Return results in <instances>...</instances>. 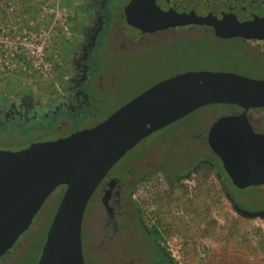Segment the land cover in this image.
<instances>
[{
  "label": "rangeland",
  "instance_id": "obj_1",
  "mask_svg": "<svg viewBox=\"0 0 264 264\" xmlns=\"http://www.w3.org/2000/svg\"><path fill=\"white\" fill-rule=\"evenodd\" d=\"M81 1L0 0V27H4L9 38L38 39L40 35L49 41V44L46 43V60L40 63L35 59L39 62L37 68L30 69L24 64L12 73H0V117L11 102L29 100L32 104L43 106L47 94L60 89L62 80L69 78L72 69L65 66L69 62L67 54L70 49H79L95 19L81 12ZM210 1L141 0L137 9L140 8L141 18L158 20L169 7L175 9L183 3L189 8L187 13L197 14L193 7L203 8ZM259 2L264 3V0ZM218 3L220 1L209 6L220 8ZM115 23L120 30L121 26H125L121 19ZM159 41L162 39L152 34L135 43L123 41L117 36L106 38L97 57L104 69L103 82L110 91L104 96L103 111L99 110L98 115L85 119L79 131L100 123L156 81L162 74L159 72H163L157 70L161 62L160 53H156ZM45 64L49 67H44ZM98 79L99 76L94 82ZM221 113V109L211 106L192 111L137 142L113 168L127 165L137 173H142L153 167L155 153L166 154L175 147L182 149L185 143L199 138L194 136L197 132H205L209 146L225 154V168L239 187L243 185L241 194L247 196L261 192L262 187L248 186L247 182L264 178L261 172L264 167V153H261L264 150V119L246 121L238 126L230 122L212 126L211 122L220 118ZM72 130L70 127H58L48 134L24 137L3 133L0 135V150L17 151L34 140H58ZM243 143L255 148L249 150L248 147H240ZM128 177L129 174L122 176L124 179ZM168 191L167 181L165 183L159 175H154L146 186L137 189L135 199L140 223L158 228L164 239L161 245L176 264H264V211L249 213L238 209L216 181L208 179V173L195 184L190 180L176 182L173 195L157 199L159 194ZM61 192V187H58L51 193L13 247L23 245L28 239L36 240L39 247ZM121 192L120 188L111 189L107 205L95 196L87 203L80 232L84 264H156L153 245L119 201ZM258 195L256 201L261 199V194ZM12 248L0 257V264L10 261L9 256L15 250Z\"/></svg>",
  "mask_w": 264,
  "mask_h": 264
},
{
  "label": "flooded vegetation",
  "instance_id": "obj_2",
  "mask_svg": "<svg viewBox=\"0 0 264 264\" xmlns=\"http://www.w3.org/2000/svg\"><path fill=\"white\" fill-rule=\"evenodd\" d=\"M92 1L97 6L96 10L92 12H85L80 8L82 2H84L83 0L79 4L82 13L87 16H94L95 19L90 31L85 33L79 49L76 51L70 49L67 54L69 62L68 64L65 63V66L68 65L72 69L69 78L64 79V81L62 80L63 84H61L60 89L51 90L49 95L47 94V100L43 106H39L38 103L32 104V101L29 100L21 103H9L6 111L0 117V135L4 133L24 137L40 133L48 134L58 127L73 128L71 133L66 135L67 137L76 132H84L103 122L108 116L100 123L93 124L83 129V131H79V126L84 123L85 119L96 116L100 112L95 107V102L91 96L104 98L106 92L110 91L108 90L109 86L103 82L102 71L104 69L101 67L97 57L107 37L113 38L117 36L123 41L130 43L145 40V36L151 34L154 37L162 39V41H159L156 53H160L161 57V62L157 66L159 69L157 70H163V72H159L162 74L157 77L156 81L151 82L143 90H148L154 85L172 77L199 72L227 75L264 83V36L255 35L252 26L253 22L245 20L249 11L253 15L254 11H257L253 10L254 5H264L259 0H211L203 8L193 7L195 8V13L197 11V14L201 16L210 17V20L143 21L145 25L151 26V28L144 30L131 26L125 21V8L131 0ZM122 1L125 2L124 5ZM219 1L220 8H211L209 6L211 3ZM169 9L174 8L169 7ZM175 9L181 13H186L189 8L182 3V6ZM216 12L221 13V15L217 16ZM228 13L230 17L227 15ZM236 15L238 16L237 18ZM256 16L261 18L260 15ZM119 19L125 25L120 27L122 31L118 28L117 23H115ZM258 23H260V26L264 25V21H258ZM98 76V81L94 82ZM221 104L206 105L218 107L222 112L219 116L220 118L217 117L211 122L213 123L212 126L215 125L217 120L225 117L241 118L238 123L230 122L236 126L242 125L246 121L264 119V108L243 111L240 104L236 102ZM194 136H198L199 138L196 141L183 145V147H190L188 162L192 164L191 169L187 168L186 159L182 161L186 163H182L181 160L178 163L177 157L182 154V149H176V147L169 151L173 153L172 155L164 154L163 164H165L166 159L169 164H173L172 170L179 174L180 182L190 180L195 184L198 183V180L202 181L204 175L208 173V179L213 178L236 207V201L241 204L259 205L261 208L258 207L255 210L256 212L253 213L263 212L264 183L254 182V184L247 182L248 186L262 187L263 189L261 192L251 195H242L241 190L243 189L238 186L239 184L234 181L231 173L227 172L225 168L227 163L225 154L218 153L209 146L205 132H197ZM45 141L49 140L31 141L22 149L32 143ZM240 147H248L249 150L255 148L249 143H243V146L240 145ZM262 151L264 152V150ZM155 154L153 155L155 159L153 166L158 162ZM192 156L194 157L192 158ZM113 166L100 180L88 202L95 196L98 201L107 205L110 200V190L120 188L122 192L119 195V201L124 205L126 213L132 215V218L136 221L134 224L139 226L141 233L148 238L152 227L155 226H144L140 223L135 193L139 187L146 186L154 175H159L161 181L165 183L168 177L164 172L158 171L135 186L134 181L140 173H137L136 170L134 171L127 165L118 166L115 169ZM151 169L149 168L144 172H148ZM261 172L264 175V167L261 169ZM124 174H129L130 178H122ZM58 187H61V194L63 195L65 186ZM207 187H209L208 183ZM258 193L261 194V199L256 201L259 198ZM237 208L240 209L239 207ZM240 210L244 211L243 209ZM153 247L155 249V246ZM157 247L159 252L166 257L169 256L167 255L168 252L164 251L161 242L157 244ZM170 257H168L169 260Z\"/></svg>",
  "mask_w": 264,
  "mask_h": 264
},
{
  "label": "water",
  "instance_id": "obj_3",
  "mask_svg": "<svg viewBox=\"0 0 264 264\" xmlns=\"http://www.w3.org/2000/svg\"><path fill=\"white\" fill-rule=\"evenodd\" d=\"M140 4L141 0L130 1L125 21L143 30L151 28L143 21L211 19L169 9L158 20H145L137 9ZM253 8L257 11H249L245 20L253 22L255 35L264 36V25L258 23L264 21V5ZM223 102H236L243 111L264 108V83L206 72L179 75L154 85L84 132L18 151L0 150V257L29 228L55 188L65 186L36 264H83V213L108 170L144 137L198 108ZM240 120L225 117L215 125ZM254 182L264 183V178L250 183Z\"/></svg>",
  "mask_w": 264,
  "mask_h": 264
},
{
  "label": "trees",
  "instance_id": "obj_4",
  "mask_svg": "<svg viewBox=\"0 0 264 264\" xmlns=\"http://www.w3.org/2000/svg\"><path fill=\"white\" fill-rule=\"evenodd\" d=\"M84 2H82L80 8L85 11V12H92L95 11L97 6L94 4V2L92 0H83ZM117 3V2H116ZM116 9V8H115ZM147 90V89H145ZM145 90H143L142 92H139L138 94H136L132 99H134L135 97H137L138 95H140L141 93H143ZM92 100H94V105L97 108V110L103 111V104L105 102V98H100L99 96H91ZM130 99V100H132ZM126 102H129L126 101ZM125 102V103H126ZM124 103V104H125ZM226 103H230V102H224ZM222 103V104H224ZM221 104V105H222ZM115 111V110H114ZM113 111V112H114ZM110 113L109 115L113 114ZM108 115V116H109ZM172 152L167 153V155H172ZM192 155V154H191ZM155 156H157V164L155 166L152 167L151 170H149L148 172H143L140 173L139 175H137L135 182V186L140 184L142 181H144L146 178L150 177L152 174L160 171V172H164V174L168 177L167 179V185L169 186V191L168 192H164L163 194H159L157 196V199H162V198H169L171 195H173L174 193V184L175 181L180 182L179 180V174L175 173L172 168H173V164H169V162L167 161V159L165 160V164H163L162 160H163V156L164 154H155ZM190 157V147L189 146H185L182 147V154L180 156L177 157V161L178 163L181 162L186 159L185 161H187V168L192 167V164L190 162H188ZM194 156H192L193 158ZM198 158V157H196ZM182 163H186V162H182ZM181 163V164H182ZM184 173V172H183ZM242 189H244L243 187H240ZM62 196V194H61ZM61 196L59 197L56 205H55V209H54V213L56 211V208L59 204V200L61 198ZM236 205L237 207H239L240 209H243L244 211H248V212H256L255 210L261 206L259 205H248V204H241L238 203L236 201ZM54 214L52 215L53 218ZM52 219L50 220L51 223ZM50 223L48 224L47 230H46V234L42 240V242L40 243L39 247H37V243L36 240L33 239H28L26 240V242L22 245V244H17L16 246H12L15 250L11 253L10 257V261H4L3 264H36L38 261V258L40 256L41 250L43 248L45 239H46V235H47V231L49 229ZM149 241L151 242V244L153 246H155V257H156V264H176L174 262V260L170 257V254L168 253L167 255L169 256H165L164 254H162L161 252H159V249L157 247V244L159 242H163L164 243V239L162 237V234L158 231L157 227H152L151 232L148 235ZM12 248V249H13ZM168 257H170V260L168 259ZM83 258V257H82ZM84 264V263H83Z\"/></svg>",
  "mask_w": 264,
  "mask_h": 264
},
{
  "label": "built area",
  "instance_id": "obj_5",
  "mask_svg": "<svg viewBox=\"0 0 264 264\" xmlns=\"http://www.w3.org/2000/svg\"><path fill=\"white\" fill-rule=\"evenodd\" d=\"M4 27H0V73H12L22 65L37 68L38 63L46 60V49L49 41L39 35V38L12 37L5 34ZM47 43V44H46ZM32 59V60H31ZM38 59L39 62H36ZM30 60V63H29ZM44 67H49L45 64ZM25 67V66H24Z\"/></svg>",
  "mask_w": 264,
  "mask_h": 264
}]
</instances>
